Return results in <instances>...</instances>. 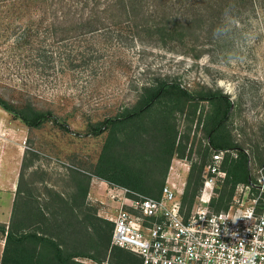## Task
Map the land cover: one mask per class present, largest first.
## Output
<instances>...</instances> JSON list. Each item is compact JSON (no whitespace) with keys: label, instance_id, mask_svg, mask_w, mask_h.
<instances>
[{"label":"rangeland","instance_id":"374dc122","mask_svg":"<svg viewBox=\"0 0 264 264\" xmlns=\"http://www.w3.org/2000/svg\"><path fill=\"white\" fill-rule=\"evenodd\" d=\"M41 2L0 0V95L15 104H31L51 112V117L63 124L50 120L40 128L28 127L0 107V168L1 163L10 167L8 160L12 157L11 167L19 170V207L41 206L50 220H60L59 199L72 201L77 192V171L90 178L86 206L96 208L98 217L115 216L118 204L109 195V182L93 173L108 130L95 135L90 125L132 108L143 87L158 80L178 83L193 95L202 90L228 95L234 104L228 129L234 142L248 154L251 178L264 169V0H145L148 4L141 15L161 19L167 14L168 20L189 23L186 44L159 42L126 23L116 24L113 21L119 14L113 11L98 14L106 21L102 26L98 22L85 25L88 13L74 8V22L59 23L57 20L67 12L62 14L61 8L56 9L57 19L56 10L52 12L46 2ZM195 9L201 13L206 9V18L212 21L203 23ZM157 108L163 109L160 105ZM210 110V104L203 102L197 115L204 117ZM150 117L144 118V124ZM190 119L188 111L171 116V124L175 123L178 131L177 145L182 142L186 151L174 154L165 177L168 156L159 154L154 132L140 133L144 131L139 128L142 144H135L141 155L134 162L143 167L146 178L163 182L164 186L171 174L182 187L181 199L192 167L203 162L208 145L203 125L197 118L194 122ZM119 136L124 138L125 131ZM136 149L130 147L134 153ZM230 152V156L237 157L235 151ZM212 155L209 153L204 167ZM224 160L221 169L225 176L216 180L209 203L210 210L218 214L236 209L238 199L245 198L248 203L249 198L257 196L244 197L238 184L227 207L217 209L225 185ZM204 167L203 187L196 199L204 188ZM93 180L99 182L94 184L96 189ZM9 196L4 192L5 200L0 197V205L5 202L0 207L5 211L12 204ZM182 204L188 214L193 205L183 200ZM69 218H75L73 213ZM58 231L52 229L53 234ZM73 232L69 236L71 248L77 239ZM79 260L93 263L86 258Z\"/></svg>","mask_w":264,"mask_h":264},{"label":"trees","instance_id":"16d2710c","mask_svg":"<svg viewBox=\"0 0 264 264\" xmlns=\"http://www.w3.org/2000/svg\"><path fill=\"white\" fill-rule=\"evenodd\" d=\"M49 5L52 12L61 8L64 17L59 18L56 10L57 22L70 24L74 22L71 17L72 8L77 12H87L85 25L106 21L98 17L100 12H116L119 17L114 19L116 24H128L137 28V32H145L151 38L156 37L159 42L178 41L186 44V31L189 23L177 19L168 20V15H162L161 19L155 16L141 15V11L148 4L145 0H41ZM41 2V3H42ZM16 4L15 1L13 3ZM210 8V6H207ZM202 18L203 23L211 22L212 18H206V9L201 13L195 9ZM81 19V18H80ZM84 21L82 18L81 22ZM154 36V37H152ZM21 38V37H20ZM203 102H208L211 110L204 115H197ZM162 108L158 109V106ZM233 102L228 95L221 91L202 90L195 95L178 83H167L158 80L157 83L143 87L141 97L132 108L125 109L122 113L105 121L90 125L93 133L100 134L108 130V136L103 150L95 165L93 173L100 179L152 197H159L163 182H155L146 178V172L139 161L141 152L135 148V144H142L139 128L144 132H154V137L159 143L161 155L168 156V162L164 173L169 167L171 158L177 151L185 152L186 145H177L178 131L176 125L171 124V116L176 112L191 114V121L198 119L199 125H203L204 134L208 145L203 154V162L195 164L189 174L188 185L183 195V203L193 205L196 196L203 187L202 170L209 153L226 150L223 168L226 172L225 185L221 198L216 203L217 209L227 207L238 184L250 182L249 157L245 149L234 142L228 121L233 110ZM0 107L25 125L32 128H40L46 122L52 120L55 124L63 126L57 119L51 117V112L41 111L31 104L18 105L3 98L0 95ZM157 109V110H156ZM159 110V111H158ZM155 111V114H153ZM150 115L147 119L144 118ZM203 117V118H202ZM64 129H68L64 125ZM140 130V131H141ZM125 131L124 138L119 133ZM136 149L135 153L130 147ZM124 149V152L122 151ZM235 151L237 157L230 156ZM134 153V154H133ZM130 154H133L132 158ZM138 156L136 159L135 157ZM74 181L77 192L71 202L62 201L59 204L62 218L50 220L41 206L19 207L17 193L11 220L8 226L0 223V238H5V247L0 264H142L141 258L135 253L124 248L112 245L113 223L108 219L98 217L96 208L86 206V198L90 178L80 172L74 173ZM18 192V191H17ZM19 194V193H18ZM63 203V205H62ZM215 202H212L214 204ZM63 206V207H62ZM75 217L70 220L69 213ZM81 214L82 217H78ZM77 215V216H76ZM30 223L34 228L30 229ZM59 230L56 234L52 229ZM71 230V232H70ZM76 234L74 248L69 244V236ZM78 244V247H77ZM80 258L90 259L93 263H85Z\"/></svg>","mask_w":264,"mask_h":264},{"label":"built area","instance_id":"2783aa9c","mask_svg":"<svg viewBox=\"0 0 264 264\" xmlns=\"http://www.w3.org/2000/svg\"><path fill=\"white\" fill-rule=\"evenodd\" d=\"M228 151H214L204 167V188L188 214L183 208L182 187L170 174L159 197L109 183V195L118 204L112 245L138 255L142 264H243L245 254L255 250V264H264V169L248 184L236 209L214 213L211 192ZM174 173V172H171ZM184 185V183H183ZM108 188V187H107ZM250 214V215H249Z\"/></svg>","mask_w":264,"mask_h":264},{"label":"crops","instance_id":"0c3cea01","mask_svg":"<svg viewBox=\"0 0 264 264\" xmlns=\"http://www.w3.org/2000/svg\"><path fill=\"white\" fill-rule=\"evenodd\" d=\"M12 157H10V159L8 160L9 161V164H13L14 161L11 160ZM10 165V167H4V165L1 163V167L0 168V197L2 199V201H4V192L5 193H9L10 196L8 197L9 199V203L11 205H8V208L7 210L5 211L3 209V207H0V223L1 224H8V222L10 221V218H11V214H12V207H13V203L15 201V198H16V190H17V180H18V175H19V170L15 168H12ZM95 180H93V184H92V187L94 189H96V187H94L96 184L99 183V182H96ZM103 184V183H102ZM4 199V200H3ZM5 205V202H3L0 206H4ZM4 211H3V210ZM4 247H5V243L3 241L2 238H0V253L3 254V251H4ZM0 259H2V255H0Z\"/></svg>","mask_w":264,"mask_h":264},{"label":"clouds","instance_id":"9594fccd","mask_svg":"<svg viewBox=\"0 0 264 264\" xmlns=\"http://www.w3.org/2000/svg\"><path fill=\"white\" fill-rule=\"evenodd\" d=\"M255 255H256L255 250H253V252L246 253L243 264H255Z\"/></svg>","mask_w":264,"mask_h":264}]
</instances>
